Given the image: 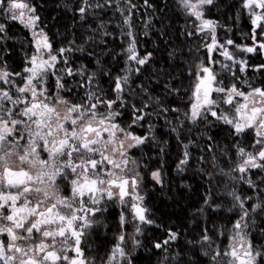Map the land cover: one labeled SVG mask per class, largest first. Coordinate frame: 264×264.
Segmentation results:
<instances>
[{"label":"snow or ice","instance_id":"obj_1","mask_svg":"<svg viewBox=\"0 0 264 264\" xmlns=\"http://www.w3.org/2000/svg\"><path fill=\"white\" fill-rule=\"evenodd\" d=\"M232 7L250 44L218 0H0V264H264V0Z\"/></svg>","mask_w":264,"mask_h":264},{"label":"trees","instance_id":"obj_2","mask_svg":"<svg viewBox=\"0 0 264 264\" xmlns=\"http://www.w3.org/2000/svg\"><path fill=\"white\" fill-rule=\"evenodd\" d=\"M56 2H61V0H56ZM220 3L219 10H213L211 13V18L218 20L221 24L226 25L227 28H231L232 32L229 33V36L233 38L238 44H250L251 41L247 39L246 34L251 31V26L247 22V17H242L239 21L234 22V17L237 9L232 7L235 3V0H218ZM51 3V0H50ZM50 14H55L52 12V9H47L43 16H50ZM51 22V21H50ZM71 23L70 20L65 19L61 22ZM183 24V19L177 21L176 27L179 28ZM60 27V25H58ZM63 31V28L61 27ZM55 31V30H53ZM16 34L18 36L23 37L24 32L20 31L19 26H17ZM223 37V32L220 33ZM142 42H146L147 48L151 50L152 44L150 40L146 38H141ZM262 61V57H255L252 59V63L259 64ZM218 138L223 142L224 133L222 130H217ZM170 155L167 157L168 164L167 168L169 170V179L171 180V184L169 188L171 191H166L165 193H160L156 191L152 197V203L154 204V211L156 212L157 221L160 222L161 214H164L165 222L170 226L179 225L183 223L186 227L189 226V219L191 213L200 205V197L203 191L201 185L203 181L200 177H198L195 173V168L189 170L182 177L176 176L174 174L175 161L178 149L174 142H171L170 146ZM186 183L191 186V189L181 188L180 184ZM151 187V185H150ZM169 196H175V202L173 200L168 199ZM171 216V220H168L167 217ZM115 217H111L110 221L114 220ZM220 221L219 223H222ZM194 227V225L192 226ZM159 231L156 232V235H160ZM140 260L137 264H155V258H152L150 261L149 257H151V253H140Z\"/></svg>","mask_w":264,"mask_h":264},{"label":"rangeland","instance_id":"obj_3","mask_svg":"<svg viewBox=\"0 0 264 264\" xmlns=\"http://www.w3.org/2000/svg\"><path fill=\"white\" fill-rule=\"evenodd\" d=\"M175 169V168H174ZM174 174L176 175V173H175V170H174ZM177 176V175H176ZM179 177V176H178Z\"/></svg>","mask_w":264,"mask_h":264},{"label":"flooded vegetation","instance_id":"obj_4","mask_svg":"<svg viewBox=\"0 0 264 264\" xmlns=\"http://www.w3.org/2000/svg\"><path fill=\"white\" fill-rule=\"evenodd\" d=\"M262 59L264 60V57H262Z\"/></svg>","mask_w":264,"mask_h":264}]
</instances>
